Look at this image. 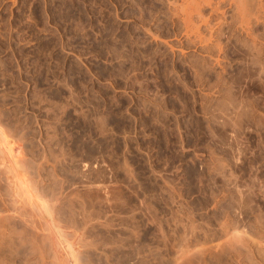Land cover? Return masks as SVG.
Segmentation results:
<instances>
[{
    "label": "rangeland",
    "instance_id": "1",
    "mask_svg": "<svg viewBox=\"0 0 264 264\" xmlns=\"http://www.w3.org/2000/svg\"><path fill=\"white\" fill-rule=\"evenodd\" d=\"M181 1L0 0V129L80 264H264V2L200 43Z\"/></svg>",
    "mask_w": 264,
    "mask_h": 264
},
{
    "label": "bare ground",
    "instance_id": "2",
    "mask_svg": "<svg viewBox=\"0 0 264 264\" xmlns=\"http://www.w3.org/2000/svg\"><path fill=\"white\" fill-rule=\"evenodd\" d=\"M216 0H182L181 1V10H182V14L180 15V17L185 16V18H182L181 20H183V28H184V33L191 39L193 37V39L199 40L200 43L203 42H207L204 39V36L202 35L201 30L203 29V26H208V19L207 22L203 17V10H205V7H211L210 10L214 11V9L216 10L215 12L219 11V8H215L216 6ZM222 1V0H221ZM220 1V2H221ZM231 1V2H230ZM228 2H230L231 4L233 3L234 5V10L235 11V15L237 17L236 20H238V24L241 25L240 28H247L249 29V26L251 25V20L252 19V15L254 9H255V13L257 10L262 9V4L261 2H258L257 5H255V8L253 10H251L248 6V9H246V5L243 4V2H247L244 0H230ZM259 1V0H258ZM261 1V0H260ZM224 2H226L224 0ZM252 2V1H251ZM254 2V0H253ZM256 2V0H255ZM264 1L262 0V3ZM215 3V5H214ZM229 3V4H230ZM252 4V3H251ZM255 4V3H254ZM208 5V6H207ZM228 5V4H227ZM245 5V6H244ZM231 6V5H230ZM233 6H231L233 8ZM251 6V5H250ZM213 7V8H212ZM252 7V6H251ZM254 7V6H253ZM252 7V8H253ZM257 8V9H256ZM264 8V7H263ZM179 9V7H178ZM213 9V10H212ZM176 11V9H175ZM262 12V11H261ZM175 13V12H174ZM254 13V15H255ZM256 13V14H257ZM180 14V13H179ZM260 14V13H259ZM176 15V14H175ZM232 15V14H231ZM258 15V14H257ZM256 15V17L258 18V16ZM262 15V14H261ZM235 17V18H236ZM253 17V18H256ZM262 17V16H261ZM259 17V18H261ZM218 18V17H217ZM225 18V17H224ZM233 18V17H232ZM258 18V19H259ZM178 20V18H177ZM221 20V19H220ZM218 20V22L220 21ZM258 21V20H257ZM255 19V22H257ZM180 22V21H179ZM254 22V21H252ZM232 23V22H231ZM220 24V23H219ZM224 25V24H223ZM253 25V24H252ZM204 27V28H205ZM214 27V26H213ZM211 27V28H213ZM224 28V27H223ZM232 28V27H231ZM216 30V29H215ZM246 30V29H245ZM243 30V31H245ZM252 30V29H251ZM211 31V30H210ZM250 31V30H249ZM215 32V31H214ZM241 32V31H240ZM248 32V31H247ZM242 33V32H241ZM244 34L246 33L243 32ZM251 33V32H250ZM212 34V33H211ZM222 34V33H221ZM206 35V34H205ZM208 35V34H207ZM246 35V34H245ZM212 36V35H211ZM219 36V35H218ZM248 36H252L251 34ZM247 36V37H248ZM208 40V39H207ZM210 40V39H209ZM209 44V42H208ZM212 44V42H211ZM218 44V43H217ZM214 45V44H213ZM212 45V46H213ZM216 45V44H215ZM207 46V45H206ZM211 46V47H212ZM208 48L209 50L211 49ZM214 47V46H213ZM217 47V46H216ZM207 49V50H208ZM214 50V48L212 49ZM217 50V49H216ZM213 52V51H211ZM208 53V52H207ZM214 53V52H213ZM212 54V53H211ZM212 56V55H211ZM211 58V57H210ZM218 63V62H216ZM1 111V110H0ZM1 116V115H0ZM1 120V119H0ZM1 122V121H0ZM1 126V124H0ZM7 132V131H6ZM11 137H14L15 135L12 136V134L10 135ZM13 138H9L2 132V129H0V176H5L6 177V184L7 185V190L6 192V197L9 196L10 200L8 201V206L5 207L4 212L0 211V264H19V262L21 264H80V262L82 261V256L80 255V248H82L84 245V242H86L85 240H80L82 238H84L83 236H87L86 233L88 231H90L87 227H84L82 229V227H80L82 230L84 229H88V231H85L86 233H84V235H81L82 232L79 231V228L75 230L79 231V238H75L76 234L73 233L72 231L70 232L69 230L72 228H70L68 231L70 233L75 234V239L70 240L71 235L73 234H69L66 230L61 229V227L58 225L57 218L55 217L58 216L56 214V212L54 213L52 207H51V201L47 202L45 200L44 197H41L40 194L38 195L37 193H35L36 191H34L33 186L35 187V185L30 186L27 185L23 179L21 178L22 176H20L19 172L20 169H17V163L15 164V153L13 148L11 146V143H9ZM19 139V138H18ZM16 139V140H18ZM21 139V138H20ZM19 139V140H20ZM15 142V141H13ZM19 142V141H18ZM21 142V141H20ZM10 144V145H9ZM17 144V143H16ZM23 144V142H22ZM42 144V143H41ZM46 144V143H45ZM19 145V144H18ZM41 147V145H39ZM22 148V147H21ZM42 148V147H41ZM17 149V148H16ZM19 149V148H18ZM23 149V148H22ZM13 150V152H12ZM19 151V150H18ZM41 151V150H40ZM52 151V150H51ZM231 151V150H230ZM43 152V151H42ZM20 153V151H19ZM23 153V152H22ZM22 153H20L19 155H21ZM16 154H18L16 152ZM25 154V152L23 153ZM40 154V153H39ZM44 154V153H43ZM51 154V153H50ZM54 154V153H52ZM49 155V154H48ZM27 156V155H26ZM21 157V156H19ZM19 157L17 159H19ZM46 157V156H45ZM44 157V158H45ZM50 157V156H49ZM52 157V156H51ZM25 158V157H24ZM23 158V159H24ZM40 158V157H39ZM43 158V157H42ZM43 158V159H44ZM55 158V157H54ZM58 158V157H57ZM26 159V158H25ZM42 159V161H43ZM51 159V158H50ZM41 160V158H40ZM46 160V159H44ZM19 161V160H18ZM17 161V162H18ZM21 161V160H20ZM19 161V163H20ZM23 161V160H22ZM35 161V160H34ZM38 162V161H37ZM24 163V162H23ZM28 163V162H27ZM44 163V162H43ZM22 164V163H21ZM19 164V166L21 165ZM26 164V163H25ZM24 164V165H25ZM41 164V163H40ZM61 164V163H60ZM23 165V166H24ZM36 165V163H35ZM46 165V164H45ZM44 165V166H45ZM29 166V165H28ZM34 166V164H33ZM42 166V165H41ZM48 166V165H46ZM38 167V166H37ZM84 167V166H83ZM25 168V167H24ZM38 168H42V167H38ZM43 169V168H42ZM42 169L39 170L40 174ZM38 170V169H36ZM24 171V170H23ZM27 171V170H26ZM31 171V170H30ZM50 171V170H49ZM48 171V172H49ZM34 172V171H33ZM38 172V171H37ZM38 172V173H39ZM45 172V171H42ZM60 172V171H59ZM46 173V172H45ZM55 173V172H54ZM57 173V172H56ZM55 173V174H56ZM39 174V175H40ZM54 174V175H55ZM233 174V173H232ZM22 175V174H21ZM27 175V174H26ZM34 175H37L34 174ZM38 175V176H39ZM42 175V174H41ZM50 175V174H49ZM53 175V176H54ZM24 176V174H23ZM47 176V175H46ZM29 178V176H27ZM41 179L42 177L39 176ZM88 177V176H87ZM3 178V177H2ZM33 178V177H32ZM35 178V177H34ZM48 178V177H47ZM85 178V177H84ZM1 179V178H0ZM31 179V178H30ZM44 179V177H43ZM39 180L38 181H43ZM50 179V178H49ZM230 179V178H229ZM26 180V179H25ZM46 180V179H44ZM48 180V179H47ZM92 180V179H91ZM2 180H0L1 182ZM5 181V179H4ZM3 181V183H4ZM54 181V180H53ZM32 182V181H31ZM37 182V181H36ZM28 183V182H27ZM35 183V182H33ZM39 183V182H38ZM42 183V182H40ZM45 182H43L44 184ZM47 183V182H46ZM51 183V182H50ZM49 185H52V183ZM36 184V183H35ZM42 184V185H43ZM90 184V183H89ZM4 185V184H3ZM48 185V184H46ZM48 185V186H49ZM57 185V184H56ZM41 186V185H40ZM45 186V184L43 185ZM41 186V187H43ZM54 186V185H53ZM4 187V186H3ZM37 187V186H36ZM71 187V186H70ZM1 188V187H0ZM51 190H52V186H50ZM50 188L48 187V190H50ZM55 188V187H54ZM3 189V188H2ZM40 189V188H39ZM42 189V188H41ZM45 189V188H44ZM44 189H42L44 191ZM61 190V188H59ZM37 190V189H36ZM64 190V189H63ZM236 190V189H235ZM47 191V190H45ZM53 191V190H52ZM48 192V191H47ZM46 192V195L49 194ZM50 192V191H49ZM54 192V191H53ZM53 192L51 197L53 196ZM60 192V191H59ZM39 193V190H38ZM44 193V192H43ZM42 193V195L44 196V194ZM62 193V192H61ZM72 193V192H71ZM236 193V192H235ZM1 194V193H0ZM4 194V193H2ZM51 194V193H50ZM54 194L56 195V193L54 192ZM64 194V193H63ZM62 194V196H63ZM68 194V193H67ZM79 194V193H78ZM252 194V193H251ZM58 195V192H57ZM54 196L58 197V196ZM73 195V194H72ZM71 195V196H72ZM3 196V195H2ZM49 196V195H47ZM46 196V197H47ZM61 196V195H60ZM59 196V197H60ZM86 196V195H85ZM240 196V195H239ZM5 197V196H3ZM5 197V199H6ZM8 197V198H9ZM80 197V196H79ZM77 197V198H79ZM7 198V199H8ZM49 198V197H48ZM47 200H51L53 202V198H49ZM63 200V197H61ZM60 198V199H61ZM76 198V199H77ZM4 199V198H3ZM56 199V198H55ZM58 199V198H57ZM65 197H64V202H65ZM81 199V198H80ZM1 200V199H0ZM68 200V198H67ZM84 200L85 203V199ZM57 201V200H56ZM61 203V200H59ZM62 201V202H63ZM69 201V200H68ZM78 201V200H77ZM6 202V200H5ZM72 202V200H71ZM81 202V201H80ZM79 202V203H80ZM229 202V201H228ZM246 202V201H245ZM50 203V204H49ZM58 203V201H57ZM59 203V204H60ZM68 203V202H67ZM70 203V202H69ZM223 203V202H222ZM231 203V202H230ZM1 204V203H0ZM62 203L61 205L64 206ZM76 204V202H75ZM60 205V206H61ZM74 205V204H73ZM230 205V204H228ZM55 207H57V204H54ZM53 206V208H55ZM59 206V205H58ZM61 206V207H62ZM86 206V204H85ZM234 206V205H233ZM231 206V207H233ZM1 207V206H0ZM67 207V205H66ZM65 207V208H66ZM88 207V206H87ZM3 208V207H2ZM75 208V207H74ZM72 208V209H74ZM61 209V208H60ZM60 209H58L60 211ZM69 207V210H72ZM86 209V208H85ZM227 209V208H226ZM233 209V208H232ZM57 210V208H56ZM67 210V208H66ZM78 210V209H77ZM225 210V209H224ZM235 210V209H233ZM80 211V209H79ZM88 211V210H87ZM58 212V211H57ZM64 212V211H63ZM73 212V211H71ZM83 212V211H82ZM227 212V211H226ZM65 213V212H64ZM69 213V212H68ZM76 213V211H74V213H72V215H74ZM80 213V212H79ZM90 213V212H89ZM55 214V215H54ZM67 214V213H66ZM65 214V215H66ZM77 214V213H76ZM75 214V215H76ZM62 215V214H61ZM60 215V216H61ZM80 215V214H78ZM77 215V217H78ZM229 215V213H228ZM71 216V214L69 215ZM224 216V215H223ZM64 217V216H63ZM72 217V216H71ZM76 217V216H74ZM71 218L72 220L74 219ZM75 218L76 222L75 224L78 226L79 224L77 222H80L79 220L77 221V219L79 218ZM84 218V215L81 216ZM188 217V216H187ZM229 217V216H228ZM69 218V217H68ZM60 219V217L58 218V220ZM67 219V218H66ZM65 219V220H66ZM63 220V219H62ZM193 220V219H192ZM83 221V220H81ZM65 222V221H64ZM70 222V221H69ZM74 222V221H73ZM73 222L71 221L70 223ZM87 223V219L85 221ZM62 222L60 221V224ZM68 223V222H67ZM82 223V222H81ZM85 223V224H86ZM74 224V226H75ZM89 224V223H88ZM231 224V223H230ZM69 225V224H68ZM189 225V224H188ZM63 226V225H62ZM71 226V225H70ZM74 226H73V230H74ZM76 226V227H77ZM84 226V225H83ZM224 226V225H223ZM65 227V226H63ZM93 227V226H92ZM95 227V226H94ZM225 229V228H224ZM227 229V228H226ZM223 230V231H226ZM75 231V232H77ZM195 231V230H194ZM78 233V232H77ZM95 233V232H94ZM218 233V232H217ZM227 233V232H226ZM193 234V233H192ZM219 234V233H218ZM228 234V233H227ZM89 235V232H88ZM91 235V234H90ZM224 235V234H223ZM82 236V237H81ZM92 236V235H91ZM90 236V237H91ZM94 236V235H93ZM98 236V235H97ZM220 236V235H219ZM222 236V235H221ZM89 237V239L85 238L86 240H92ZM96 237V236H95ZM94 237V238H95ZM101 237V235H100ZM99 237V239H100ZM182 237V236H181ZM206 237V236H205ZM217 238V237H216ZM81 241V242H77L76 241ZM187 239V238H186ZM185 239V240H186ZM226 239V238H225ZM75 240V241H74ZM101 240V239H100ZM182 240V239H181ZM188 240V239H187ZM95 241V240H94ZM97 241V240H96ZM99 241V240H98ZM97 241V242H98ZM93 242V241H91ZM76 243H80V245L82 244L83 246H79V244ZM94 243V242H93ZM234 243V242H233ZM95 244V243H94ZM97 244V243H96ZM78 245V246H77ZM89 244H87L88 246ZM91 245V244H90ZM93 245V244H92ZM229 245V244H228ZM96 246V245H94ZM183 246V245H182ZM86 247V246H85ZM190 247V246H189ZM192 247V246H191ZM194 247V246H193ZM233 247V246H232ZM93 248V246L91 247ZM90 248V249H91ZM83 250L85 249L84 247L82 248ZM81 249V250H82ZM87 249V247H86ZM188 249V248H187ZM86 251V250H85ZM90 251V250H89ZM91 252V251H90ZM177 252V251H176ZM95 253V252H94ZM88 254V253H87ZM183 254V253H182ZM177 256V255H176ZM87 257V255H86ZM243 257V256H242ZM241 257V258H242ZM248 259V258H247ZM85 260V259H84ZM89 261V260H88ZM93 261V260H92ZM82 263V262H81ZM84 264V263H83ZM88 264V263H87Z\"/></svg>",
    "mask_w": 264,
    "mask_h": 264
}]
</instances>
